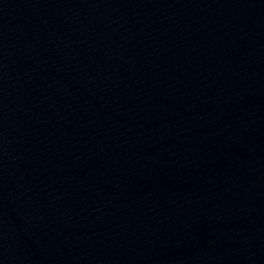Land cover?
Here are the masks:
<instances>
[{"label":"water","instance_id":"1","mask_svg":"<svg viewBox=\"0 0 264 264\" xmlns=\"http://www.w3.org/2000/svg\"><path fill=\"white\" fill-rule=\"evenodd\" d=\"M0 264H264V0H0Z\"/></svg>","mask_w":264,"mask_h":264}]
</instances>
